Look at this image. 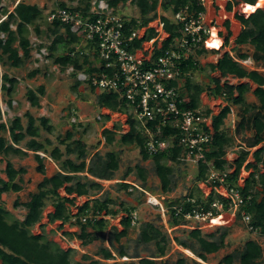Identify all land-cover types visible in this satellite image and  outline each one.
<instances>
[{
    "label": "trees",
    "instance_id": "16d2710c",
    "mask_svg": "<svg viewBox=\"0 0 264 264\" xmlns=\"http://www.w3.org/2000/svg\"><path fill=\"white\" fill-rule=\"evenodd\" d=\"M101 0H96L95 4ZM128 0H106L109 7L116 9L121 3L125 4ZM251 4H255L256 0H246ZM93 0H81L80 5L69 7L75 11H79L90 19L97 16L91 12ZM139 9L140 18H126L124 34L127 37L134 29L146 27L147 30L142 37L133 39L129 48L131 51L142 49L143 44L150 39L156 37L158 33L152 27L148 28V24L158 18L165 26L169 37L162 42V46L155 50L152 60H156L168 49H175L172 45L173 39L180 35L182 27L181 22L174 23L165 15H159L158 8L163 11H171L174 15L178 12L186 13L189 17H198L206 10L201 0H133ZM1 4V0H0ZM59 7L67 8L65 3H61ZM232 9V4L227 5V10ZM53 11V10H50ZM49 12V11H48ZM47 12V13H48ZM4 19L0 18V62L3 65H11L12 67H20L22 63L31 57L32 43L29 38V26L33 25L37 35L42 33L40 25L37 22L42 19L44 12L37 4H29L20 0L12 11L6 8L2 9ZM236 19L242 24V31L236 38L239 45H249L253 48L252 54L248 52H238L237 58L246 60L251 57L257 65L264 68V8L259 7L255 12L246 17L240 12H236ZM15 26V28H12ZM48 28L45 35L48 38L54 36L50 46V57L53 62L59 65L63 70L71 67L74 72L72 76L75 78L74 89H77L81 83L88 84L92 91L97 90L91 85L90 80H77L78 72H85L89 76L97 71H107L113 73L112 69H103L94 66V61L90 59L88 54H73L79 37L70 30L69 25L62 24L59 20L53 22L48 21ZM228 34L229 21H226ZM4 35V37H2ZM229 35H227V41ZM18 43V44H17ZM17 44V45H16ZM157 44V42H156ZM43 45H38L39 50ZM62 49V53L54 55L55 51ZM186 57L181 58L180 71L185 79L182 85L178 87V83L170 81L169 85L180 89L181 95L187 94L189 99L181 106L184 108H199L201 104V95L206 92L208 95L219 97L227 103L219 113L213 115V138L208 146L205 159L211 162L213 167L220 172L230 168L232 171L228 175V181L231 186H238L237 182L241 177L243 169L250 170L249 174L244 178L242 186H238L244 197L250 196L249 200L237 211V220L241 219V211H249L252 215V225L259 234H264V72L257 69H247L242 63L225 53L216 64H208L212 71H218L222 78L228 76L235 77L239 80L247 79L248 81L238 82L236 84L228 81L221 82L219 77H212L211 82L207 86L194 83L191 74L204 67L200 65L198 57L206 52L204 45H194L191 47ZM20 50L22 53H20ZM98 60V58H96ZM99 61V60H98ZM104 63V62H103ZM39 69H35L28 73L29 77H33ZM0 90L6 92L9 97L8 105L11 106V96L15 92L18 83L15 77L4 73L1 76ZM250 83L256 85L253 90L257 102H247L246 94L250 91ZM45 94V86L40 85L37 90L29 88L25 97L32 107L40 108V97ZM97 105L100 108H106L112 112L127 114V122L129 130L121 135V142L126 145H135L139 149L141 159L143 161L151 159L154 164L156 175L161 184V190L168 193L175 186V166L181 163V155L183 154V146L179 145L178 137H175L173 145L160 150L155 154H151L146 148V136L143 134L139 123L134 119L131 107L125 97H122L116 91H101L97 94ZM232 106H239L238 122L236 123V131L241 132L246 129L253 130L251 138L247 139L246 147H242L237 156L233 160L227 158V149L233 145L234 138L223 128L225 119L231 113ZM210 113L209 108L206 109ZM1 116V109H0ZM28 117L27 125L24 126L21 117H14L10 123L0 122V155L9 156L10 154L19 156H28V151L34 152V159L37 162V171L44 175L42 181L38 184V189L30 193L29 199L24 203L16 201L14 206L23 205L27 212L22 221H14L9 223L6 215L8 211L0 205V261L1 264H73L71 255L74 249H63L52 239H49L45 232L34 234L31 228L40 222L43 217V209L49 199L52 200L53 212L48 214L49 222L60 221L61 225L69 224L71 227H78V231L63 232L64 236L81 240L82 247H86L95 240L102 237L107 239L109 247L102 246L95 255L102 259L110 260L118 257L128 256V250L122 241L126 238L135 225L132 224V213L134 208L131 206L124 207V203L120 206L125 214L120 219V226L111 225L110 232L105 237L100 232L107 229L109 221L105 218L111 216L116 217L119 211L113 209L111 204L117 201L109 196L103 198L96 197L88 199L81 206H78L77 213L71 212V206L75 205V200L80 196L96 195L103 189V185L99 180H112L120 168V161L114 151H108L104 155L96 152L91 158L88 157L89 151L87 145L80 139H72L73 132L68 131L64 139H59V143L65 145L64 152L60 146H55L50 156L59 163L60 170L52 176L46 175V166L44 158L38 152L46 153V144L50 145L51 141L45 139V143L38 140L41 136L38 125L39 120L46 130L52 129L48 124L49 119L45 116L35 118L30 112L26 113ZM109 117L108 114L105 115ZM154 128V135L157 139L163 140L169 134H175L172 127L166 126L161 131ZM116 127L109 130L105 129L107 144L114 141ZM8 134V137L6 136ZM26 140V141H25ZM25 141L22 146L21 143ZM256 149L251 152L252 148ZM24 148V149H23ZM75 154L76 159L70 156ZM64 156H66L64 158ZM250 157L252 160L250 161ZM260 165V166H259ZM137 176L142 181V186L147 183L146 170L136 165ZM4 172L7 179L0 177V195L5 192H18L22 189L21 183L16 181L18 175L26 172L25 168H15L12 161H6ZM133 173V168H128L123 177L118 182L120 188L128 189L129 183L124 182ZM208 167L205 161H201L198 166L196 182L200 183L207 179ZM92 177V178H91ZM22 178H20L21 182ZM63 189L65 194H60ZM255 189V190H254ZM197 195L190 193L180 199L170 200L167 203V212L170 213V222L172 225L182 224V220L175 216L174 207H182L183 213L190 211L193 207L200 205L208 206L213 199V194L206 200L203 198L202 190L196 186ZM128 194H131L130 192ZM194 199V202H192ZM88 215L86 222L82 221V217ZM76 217L75 222H71ZM182 217V216H181ZM61 226V227H62ZM228 235V227L221 226L215 232L203 234L198 228L191 229L189 237L192 240L174 238L173 240L182 248L188 249L202 261H208V255L217 253L227 245L226 237ZM169 236L155 222L145 221L139 226V233L136 239L138 244L144 246L145 251L149 252L148 257H142L136 251L131 258H138L139 264H158L159 260H163L167 256L169 245ZM151 246H153L151 248ZM159 258V260H158ZM100 259H95L90 255H82V259L74 264H99ZM264 249L261 244L253 239L246 241L241 249L227 253L219 261V264H263ZM177 264H185V259L181 258Z\"/></svg>",
    "mask_w": 264,
    "mask_h": 264
},
{
    "label": "rangeland",
    "instance_id": "374dc122",
    "mask_svg": "<svg viewBox=\"0 0 264 264\" xmlns=\"http://www.w3.org/2000/svg\"><path fill=\"white\" fill-rule=\"evenodd\" d=\"M207 1L209 2V0ZM225 1H221V5H224ZM235 1H237V4L235 3V5H237L235 10L240 12L242 4L239 0H234V2ZM258 1L259 0H256L255 4ZM15 2L16 0H1V19L5 18L2 14V9L6 8L10 10L13 8ZM27 2L35 3L43 8L44 15L42 19L37 22V24L40 25L42 33L37 35L34 30V26H29L28 35L32 43L31 57L25 60L20 67H12L9 64L3 65L2 62H0V79L2 74L7 73L11 77H15L18 81L15 87V92L11 96V106L8 105L7 101L9 97L6 95V92L0 90V122L10 123L14 117L19 116L21 117L23 125L26 126L28 120V117L26 116L27 112H30L37 119L42 116L49 119L48 124L52 127L50 131L46 130L39 120L36 122L41 134L38 140L44 143L45 139H49L51 141L50 145L46 144V153L38 152V154L44 158L47 176H52L54 173L59 171L58 169H60L59 163L50 156V153L55 146H60L61 150L64 152L65 145L60 144L59 139H64L68 131L73 132V137L72 139L67 140V143L71 142L73 139L80 138L87 145L89 158H91L96 152L104 155L108 151H114L120 161V168L115 175V179H97L103 185L102 191L94 196L89 195L77 197L75 205L71 206V212L74 214L77 213L78 206H81L88 199H93L99 196L101 198L109 196L111 199L117 201L116 204H111V207L119 211L118 215L113 218H111V216H106V219L109 221V226L107 229L100 232V234L105 237L109 234L111 225H118L121 229L120 219L125 214L122 210L123 208L120 206L121 202L124 203V207H133L134 216L136 217L135 225L133 224L134 226L131 228L128 236L122 240L127 246L128 256H116L115 259L110 260H105L100 256L95 255L100 247H109L107 239L104 240L100 237L88 246L82 247L81 240L75 237L74 239H70L66 236L64 237L63 234L65 231H78V227H71L67 223L62 226L60 221L49 222L47 216L50 212L54 211L51 199L47 201V204L43 209V217L40 222L31 228L32 233L39 234L44 231L49 239H52L63 249H74L71 255V262L73 264L76 261L81 260L82 255H90L95 259H100L101 262L99 264H139L138 258H131L129 256H133L136 251L142 257H148L149 255V252L145 251L144 246L136 242L139 233V226L145 221L155 222L171 240L167 256H165L161 261L158 258V264H177L178 260L181 258L185 259V264H219V261L225 254L230 253L235 249H241L244 243L250 239L258 241L264 248V234L262 235L258 232L248 230L241 219L236 220L233 223L229 222V224H217L213 227L206 226L203 228L202 232L205 235L215 232L219 227H221V225L228 227V235L226 237L227 245L217 253L209 254L207 262L202 261L188 249L182 248L173 240L176 237L182 239L188 238V240H192L191 237H189V233L191 231L190 226L195 223L191 222L186 226H184L183 222L179 225H172L170 222V213L167 212V203L170 200L180 199L190 193L197 195L196 186L199 187L202 185V183L198 184L195 180L198 172L197 164L194 162L189 163L184 161L177 164L175 166L176 184L173 190L168 193L162 192L161 184L158 176L156 175L153 161L151 159L143 161L141 159L139 149L135 145H126L121 142V135L129 130L127 114L118 112L112 113L106 108H100L97 105V94L102 91L101 89L92 91L91 87L85 83H81L77 89H74L73 86L75 84V78L72 76V73L74 72L73 68L69 67L63 70L59 65L53 62V57L49 56L51 51L47 48V46H50L54 36L48 38L45 35L48 28L47 12L57 9L61 3H65L71 8L76 7L80 5L81 0H27ZM95 2L96 0H93L92 2L93 8H97L99 4L105 5L107 3L99 1L98 4H95ZM113 10L124 19L125 17L140 18L139 9L134 4L133 0H128L125 4L121 3L116 9L113 8ZM214 10L215 15L213 14L210 16L212 20L217 19L218 22H222L224 19L232 16V13H226L223 9L221 10V13H219L217 6H215ZM158 13L159 15L165 14L167 17H172L171 11L164 13L162 9L158 8ZM171 21L174 22L173 17L171 18ZM210 24L212 25L213 22ZM150 25H153L151 27L159 33L160 36H158V40L160 43L163 42V39H167L169 37L168 32L165 30V26L159 18L152 21ZM12 28H15V26H12ZM142 31L143 29H141L140 33ZM222 32L225 34V29H223ZM2 37H4V35H2ZM40 44L43 46L38 50L37 46ZM144 45L146 48L151 49L150 46L152 45L150 42H147ZM231 47L232 44L226 47L224 51L220 50V53L222 54L226 50H232ZM238 49L239 51H233L234 56H237L240 51L248 52L249 54H252L253 52V48L249 45L240 46ZM62 52L63 51L60 48L55 51L54 55H59ZM20 53H22L21 50ZM217 56L216 54L209 53L202 54L198 57L200 65L204 68L191 74L194 83L207 86L211 82L210 80L212 77H219L221 82L226 80L232 84H236L239 81H247V79L239 80L232 76L222 78L218 71H212L207 65L216 62ZM240 63H242L249 70L257 69L264 72V68L261 65H257L250 59L245 61L240 60ZM35 69H39V72L33 77H29L28 73ZM84 75V73L78 72L76 75L77 80L82 79ZM40 85L45 86V94L40 97L41 107H32L26 99L25 93L29 88L37 90ZM255 87V84L250 83V91L246 94L247 102H257V98L253 94ZM201 104L203 108H209L215 115L219 113L227 103L219 97H214L204 92L201 95ZM238 107L239 106L231 107V113L225 119L223 126L227 133L234 138L233 145L227 149V158L229 160L235 158L237 156V152L242 147H246L247 139L251 138L253 135V130L251 129H246L241 132L236 131L235 127L238 122ZM106 114H110L108 118L105 117ZM114 126L117 130L114 132V141L111 144H107L104 130H112L114 129ZM6 136L8 137V134H6ZM25 141L21 143L22 146ZM255 149L256 147L252 148L250 151L253 152ZM231 155L234 156L230 158ZM65 157L66 156H64V158ZM70 157L76 159L75 154H72ZM8 159L12 161L16 169L23 167L26 170L25 173L18 175L16 178V181L22 185V189L20 191H9L0 195V205L8 211L6 218L9 223H12L16 220L22 221L24 219L27 209L21 204L29 199L30 193L37 191L38 184L42 181L44 175L37 171V162L34 159V152L29 150L28 156L24 157L14 154H10L9 156L0 155V177L2 179H7L4 169ZM136 165H139L146 170L147 183L145 184L146 186H144L145 189L142 186L141 179L136 174ZM128 168H133V173L124 182L129 183L130 187H128V189L120 188L118 182H121L120 179L123 177V174ZM249 171L250 170L247 169L242 171L243 179L244 176L246 177L249 174ZM20 178H22L21 182ZM241 183H243V181H241ZM129 192L131 194H128ZM60 194H65L63 189H60ZM16 201H19L21 204L19 206H14ZM152 247L153 246H151V248Z\"/></svg>",
    "mask_w": 264,
    "mask_h": 264
},
{
    "label": "built area",
    "instance_id": "2783aa9c",
    "mask_svg": "<svg viewBox=\"0 0 264 264\" xmlns=\"http://www.w3.org/2000/svg\"><path fill=\"white\" fill-rule=\"evenodd\" d=\"M201 1L204 4L205 0ZM91 12L97 16L95 19H90L89 16H84L81 12L69 7H58L47 14L49 22L59 20L62 24L69 25L70 30L79 37L73 54H88L94 61L95 67H104V70L114 69L112 74L101 70L91 76L82 72L85 75L80 80H90L91 85L96 89L116 91L127 99L134 119L146 136V148L151 154L170 147L175 137H178L179 145L183 146L181 162H194L197 166L201 161L207 163V179L200 182L204 186L201 185L199 188L202 190L204 200L207 201L212 194L213 199L208 206L193 207L185 213L182 207H174L175 216L183 221L184 226L194 222L195 224L190 226L191 229L203 230L206 226L217 225L216 218L222 216L231 218L229 220L232 223L236 221L237 211L250 198V196L244 197L238 187L244 183L243 175L241 173L237 182L238 186H231L228 175L232 170L228 168L220 172L211 162L206 161L205 156L214 133L213 113H207L206 108L202 106L182 107L181 105L188 101L189 96L181 95L180 89L176 88L180 87L185 80L179 66L181 58L188 55L192 46L205 45L208 36L212 33V28L205 22L204 15L199 14L196 18L189 17L183 12L174 14L176 23L182 24L180 35L172 41L175 49H168L158 59L152 60L155 50L162 46V42L158 40L160 35L157 31L158 35L148 41L152 45L151 49L143 45L142 49L131 51L129 46L133 39L142 37L147 30L146 27L141 28L143 29L141 33V29H134L126 37L125 19L115 13L107 3L99 4L97 8L92 7ZM150 23L148 28L153 26ZM170 81H175L178 85L170 86ZM151 122L154 123L156 130L161 131L169 126L175 130V134H169L163 140L157 139L153 132L154 128L149 126ZM88 217L90 216L84 215L82 221L86 222ZM75 221L76 217H73L71 222ZM241 221L248 230L257 232L252 225V215L249 211H241ZM135 223L136 217L133 212L132 224Z\"/></svg>",
    "mask_w": 264,
    "mask_h": 264
},
{
    "label": "crops",
    "instance_id": "0c3cea01",
    "mask_svg": "<svg viewBox=\"0 0 264 264\" xmlns=\"http://www.w3.org/2000/svg\"><path fill=\"white\" fill-rule=\"evenodd\" d=\"M20 0H16V2H15V4H14V6H13V8H11L9 11H12L13 9H14V7H15V5L19 2ZM24 1V0H23ZM101 1H103V2H106L105 0H101ZM221 1H225V0H209V2L207 1V0H205V2H204V5H205V8H206V10H205V12L203 13V15H204V18H205V21L210 25V27L212 28V30L213 29H216L217 30V35L219 36V37H221V36H224V33L222 32V30L223 29H225V31H226V36L227 35H229V41H228V44L226 45L227 47L230 45V44H232V50H226L225 52H223L222 54L220 53V49H218L217 47L216 48H212V47H209L208 46V40L212 37V35H213V33H211L209 36H208V38H207V42H206V44L204 45L205 46V49H206V52L204 53V54H209V53H213V54H216V56H217V59H216V62H213V64H216V63H218V60L225 54V53H228V55H230L231 57H233L235 60H237V61H239L240 62V60L242 61V59H239V58H237L238 56H234V54H233V51L235 52L236 50H238L239 51V49H238V47H240V46H246V45H239V44H237L236 43V38H237V36L240 34V32L242 31V24L236 19V17H235V14H236V12H238V11H236L235 9H236V6L237 5H235V3L237 2V1H235L234 2V0H226L225 1V4H226V6H225V4L224 5H221L222 3H221ZM26 3H29V4H35V3H32V2H27V0L25 1ZM232 4V9L231 10H227V5L228 4ZM237 4V3H236ZM215 6H217L218 7V11H219V13H221V10L223 9L224 10V12H228V13H232V16H230V17H228L227 19H224V21H222V22H218V20L216 19V20H212V18H210V16L211 15H213L214 13H215ZM262 7V6H261ZM259 8V7H258ZM262 8H264V7H262ZM167 12V11H166ZM165 11H164V13H166ZM255 12V11H254ZM240 13H242L243 14V12H241L240 11ZM162 15H165V14H162ZM215 15V14H214ZM244 16H246L245 14H243ZM252 15V14H251ZM166 17H167V15H165ZM250 16V15H249ZM172 17L174 18V15L172 14ZM171 17V18H172ZM208 17H209V19H208ZM246 17H248V16H246ZM170 20H171V18L170 17H168ZM159 20H160V18H159ZM161 21V20H160ZM226 21H229V30L231 31V34H228V28L226 27ZM176 21H175V19H174V23H175ZM212 23L213 22V24L211 25L210 23ZM146 43V42H145ZM144 43V44H145ZM143 44V45H144ZM237 51V52H238ZM248 59H250V60H252L253 61V59L251 58V57H249V58H247L246 60H248ZM243 61H245V60H243ZM211 64V63H210ZM220 74V73H219ZM221 76V75H220ZM248 81V80H247ZM108 110V109H107ZM108 111H110V110H108ZM24 149V148H23ZM234 156V155H233ZM232 155L230 156V158L231 157H233ZM234 158H232V159H230V160H233ZM250 159L252 160V157H250ZM249 159V160H250ZM250 160V161H251ZM260 166V165H259ZM58 170H60V169H58ZM65 237V236H64ZM261 246H262V244H261ZM263 247V246H262ZM264 249V248H263Z\"/></svg>",
    "mask_w": 264,
    "mask_h": 264
},
{
    "label": "bare ground",
    "instance_id": "6f19581e",
    "mask_svg": "<svg viewBox=\"0 0 264 264\" xmlns=\"http://www.w3.org/2000/svg\"><path fill=\"white\" fill-rule=\"evenodd\" d=\"M240 3L242 4V9L241 11L243 12V14H245L246 16H249L251 14L254 13V11L262 6L264 7V0H259L256 4H251L249 2H247L246 0H239ZM212 37L208 40V46L212 47V48H218L221 51H224L226 49V41H227V36L226 33L224 34V37H219L217 35V30L213 29L212 30ZM231 218H228L227 216H222L220 218H216L215 223L216 224H228L230 222ZM190 253V252H189ZM191 254V253H190Z\"/></svg>",
    "mask_w": 264,
    "mask_h": 264
},
{
    "label": "clouds",
    "instance_id": "9594fccd",
    "mask_svg": "<svg viewBox=\"0 0 264 264\" xmlns=\"http://www.w3.org/2000/svg\"><path fill=\"white\" fill-rule=\"evenodd\" d=\"M105 3V2H104ZM111 8V7H110ZM176 23V22H175ZM222 38L224 37V36H221ZM112 112V111H111ZM212 112V111H211ZM112 113H114V112H112ZM116 113V112H115ZM108 115H110V114H108ZM214 115V114H213ZM106 218V217H105Z\"/></svg>",
    "mask_w": 264,
    "mask_h": 264
}]
</instances>
